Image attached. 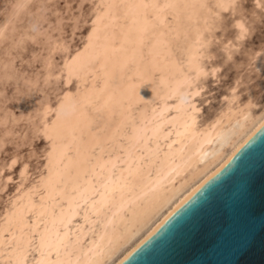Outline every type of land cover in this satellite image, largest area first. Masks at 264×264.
I'll use <instances>...</instances> for the list:
<instances>
[{
	"label": "bare ground",
	"instance_id": "bare-ground-1",
	"mask_svg": "<svg viewBox=\"0 0 264 264\" xmlns=\"http://www.w3.org/2000/svg\"><path fill=\"white\" fill-rule=\"evenodd\" d=\"M97 1L86 43L63 67L76 90L44 108V169L2 213L0 264H120L264 125L256 95L237 92L264 69V48L238 62L214 117L203 122L197 100L264 0L249 14L240 0ZM232 27L215 60L216 32Z\"/></svg>",
	"mask_w": 264,
	"mask_h": 264
},
{
	"label": "rangeland",
	"instance_id": "rangeland-1",
	"mask_svg": "<svg viewBox=\"0 0 264 264\" xmlns=\"http://www.w3.org/2000/svg\"><path fill=\"white\" fill-rule=\"evenodd\" d=\"M98 2L0 0V221L10 200L33 183L44 169L50 147V140L42 132L44 108L47 104L55 106L66 92L76 90L77 79L68 82L63 67L65 60L86 43L100 7ZM240 2L249 14L255 0ZM229 11L223 14L226 23L234 18ZM168 19L171 20V15ZM253 23V32L235 59L224 65L221 79L207 76L206 90L197 98H200L203 122L229 103L227 97L242 70L238 62L247 59V53L264 48V9ZM222 32L218 30L212 42L215 60H224L222 42L233 37L236 30L232 27L225 35ZM177 53L181 55L179 50ZM260 72L252 71L249 84L237 89L241 101L252 91L258 109L264 105V69ZM53 114L54 111L50 112L47 118ZM24 166H27L26 174L22 173Z\"/></svg>",
	"mask_w": 264,
	"mask_h": 264
},
{
	"label": "water",
	"instance_id": "water-1",
	"mask_svg": "<svg viewBox=\"0 0 264 264\" xmlns=\"http://www.w3.org/2000/svg\"><path fill=\"white\" fill-rule=\"evenodd\" d=\"M120 264H264V125Z\"/></svg>",
	"mask_w": 264,
	"mask_h": 264
}]
</instances>
